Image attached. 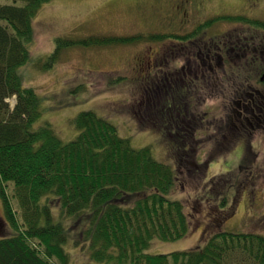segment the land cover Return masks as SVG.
I'll list each match as a JSON object with an SVG mask.
<instances>
[{"label": "trees", "instance_id": "1", "mask_svg": "<svg viewBox=\"0 0 264 264\" xmlns=\"http://www.w3.org/2000/svg\"><path fill=\"white\" fill-rule=\"evenodd\" d=\"M17 1H0V199L6 224L4 233L0 228V264H75L77 258L73 254L77 253L82 254L79 264H264V230L222 229L223 223L218 229L220 222L215 227L208 210L203 217L209 219L210 227L203 232L200 243L167 252L149 250L155 240H176L193 229L198 212L191 202L206 204L214 215H229L237 189L248 192L244 181L255 179L256 175L249 170L231 182L235 175L229 171L205 181L198 170V194L187 201L190 210L186 209L184 200L172 196L181 175L176 166L183 151L190 147L188 138L183 142V137H187L180 124L183 116L176 117V113L193 100L167 93L162 94L159 116L152 117V122L154 126L162 125L160 131L174 138V142L170 141L174 160L178 161L174 165L156 159L147 145L133 147L127 137L119 134L115 123L90 110L74 117L77 133L68 141L62 140L50 123L35 124L45 98L24 81L20 68L31 58L34 15L48 0H21L23 5H17ZM219 19L264 29L263 20L243 14L220 15L198 24L193 36ZM152 36L158 40L169 37L157 32ZM185 36L183 39L192 37V33ZM238 36L230 39L232 44L217 41L220 49H216V71L223 79L210 85L209 69L205 66L204 77L199 73V96L207 88L215 93L216 86L220 89L226 84L224 69L246 74L247 90L254 81L264 83L263 55L253 53L254 61L249 59L248 65H242L246 59L231 50L238 44ZM98 38L111 42L142 39L90 36L85 44L99 42ZM257 39L264 44V37L257 35ZM59 47L57 43L48 57L50 63ZM202 52L201 57L207 54V61L208 52ZM47 65L45 62V68ZM232 86L238 99L229 98L228 106L239 121L232 125L219 122L216 127L221 135L230 129H252L236 116L238 113L264 115V99L241 100V85H229L228 92ZM12 96L15 102L10 106L7 99ZM147 107L143 122L148 115L151 119L149 104ZM163 107L168 110L165 114L161 113ZM197 118L200 120L198 115ZM259 125L264 128V121ZM254 219L264 227V212Z\"/></svg>", "mask_w": 264, "mask_h": 264}, {"label": "rangeland", "instance_id": "2", "mask_svg": "<svg viewBox=\"0 0 264 264\" xmlns=\"http://www.w3.org/2000/svg\"><path fill=\"white\" fill-rule=\"evenodd\" d=\"M194 2L198 5V10L195 11L192 4ZM16 4L23 5V2L19 0ZM190 4L193 13L189 21L181 26L169 23L171 0H48L43 3L33 18L34 38L29 45L30 61L20 68L25 75L24 81L45 98L42 113L35 124L50 123L59 137L68 141L77 133L73 124L74 117L81 111L90 110L115 123L119 134L127 137L133 147L147 145L156 159L171 165L178 162L174 160L170 142H174V138L166 135L164 130L160 131L162 125L154 126L152 122V117L159 116L157 111L161 106L160 98L162 94L165 95L166 84L159 85L157 95L150 101V108L153 109L151 119L148 115L143 122L145 111H149L143 85L146 82L140 79L143 72L149 70L146 61L150 60L154 51H158L156 60L159 64L153 67L159 70L158 67L161 66L173 72L184 60L178 53L183 45L177 36L186 35L198 24L212 17L243 14L264 21V0H192ZM201 31L198 33L201 39L208 42L215 38L216 43L228 41L241 33L249 37L250 34L264 37L262 28L258 29L241 21L222 19L215 20ZM156 32L169 37L154 39L152 35ZM90 36H135L136 39H142L111 42L112 40L98 38L101 39L99 42L85 44L86 38ZM57 38L60 41L57 42ZM57 43L60 47L54 61L50 63L48 57L55 51ZM45 62L48 63L46 68ZM139 67L147 70L143 68L140 71ZM236 77L238 83L242 74ZM252 86L255 90L264 91V83L254 81ZM228 89V83L220 89L216 86L215 93L207 88L189 103L200 120L194 121L195 137L191 140L190 147L183 151L176 166L181 175L172 196L184 200L186 209L190 210L187 201L198 194L201 183L198 181V170H201L205 181L211 176L225 175L229 171L235 175L230 179L231 182L245 176L249 170L256 177L245 179L244 183L247 181V184L244 188L248 192L237 189L232 212L226 217H221L219 213L214 215V211L211 207L208 209L206 204L191 202L199 213L195 217L193 229L176 240H155L150 246L151 252L181 250L200 243L203 232L210 227L207 225L209 219L203 217L207 210L209 216L214 217L212 221L215 222V227L220 222L218 229L223 223L222 229L264 230L262 225L256 223L257 219H254L264 212V128L256 126L252 121L253 127L250 130L230 129L233 134L228 131L224 135L217 132L216 125L226 122L229 114V125L239 121L235 118L233 109L228 106L227 98L232 96L230 93L233 86L231 91L228 92ZM7 101L13 106L15 96ZM219 143L221 147L217 145ZM2 212L0 199V228L4 233L6 224L2 220ZM73 258H77L73 263L79 264L82 254H73Z\"/></svg>", "mask_w": 264, "mask_h": 264}, {"label": "flooded vegetation", "instance_id": "3", "mask_svg": "<svg viewBox=\"0 0 264 264\" xmlns=\"http://www.w3.org/2000/svg\"><path fill=\"white\" fill-rule=\"evenodd\" d=\"M190 1L192 0H171V12L169 13V23L170 24H185L187 21H189L190 15L193 13L191 9ZM198 4L200 3L197 2ZM193 4V10H198V5L196 2ZM195 6V7H194ZM194 30H190L186 33V35H189L192 33V37L185 38L182 35V38L180 42L183 45V48L178 49V53L181 54V56L184 58V60L181 62L180 66L176 67L175 70L169 71L166 68H163L161 66L158 67L159 70L155 69L153 66H158L159 62L156 60V54L159 53L158 51H154L152 56L150 57V60L146 61L147 66H149V70H147L145 67H139V70L142 71L144 68L147 71H144L142 74V77L140 76V79H144L146 83H144V91L146 95L147 104L149 106L151 105L150 101L154 96L157 95L156 92H158V88L160 84H166V87L164 88V93L175 95L178 98L185 99V100H194L195 98L199 97V73H202L201 76L205 74L204 67L207 66L209 69L208 73V81L209 84L212 85L216 82L218 79H223L220 77L219 73L216 71V49H220V47L217 45L214 39H210L208 42L201 39V37L197 35L193 36ZM240 36V37H239ZM237 37V45L234 47H231V50L238 53L239 56L243 57L244 62L241 61L242 65H248L249 59L251 61H254L252 54H260L263 55L264 53V44L260 42L257 39V34L252 35L250 34V37L247 34L241 33ZM242 36V37H241ZM259 36V35H258ZM186 37V36H185ZM204 41V43H203ZM232 44V42L229 40L227 41ZM202 43V45H201ZM236 43V42H235ZM186 51V53H185ZM206 51L208 52V60L205 61V54L201 57V52ZM155 54V55H154ZM261 59H264V56H261ZM221 65V64H220ZM151 69H154L152 71ZM225 77V82L229 85L234 84H240L242 88L241 93L239 95V98L241 100L243 99H251L252 97H256L257 99H264V91L255 90V88H251L247 90L246 88V82L244 80L245 76L240 77V82H236L237 75L232 70L226 71L225 69L222 70ZM158 73H160L158 75ZM246 73V72H245ZM178 74V75H177ZM163 82V83H162ZM232 96L229 97L238 99L237 93L232 92L230 93ZM228 99V98H227ZM152 110L150 109V112ZM168 110H166L164 107L161 110L162 114L167 113ZM253 111V110H252ZM181 117L180 124L181 129L186 130L185 134L187 137H183V142L188 138L187 144H191V140L195 137V123L197 118V114L195 113L194 109H190L188 104H185L184 108L179 107V110H177L176 117ZM237 117H240L241 120H243L245 123L248 122L249 126H252V121L255 122L256 126H260L259 124L262 123L264 115L262 113H259V116L255 113H247L246 114H240L238 113L236 115ZM228 120H231V115L229 114L227 116ZM242 121V123H243Z\"/></svg>", "mask_w": 264, "mask_h": 264}, {"label": "water", "instance_id": "4", "mask_svg": "<svg viewBox=\"0 0 264 264\" xmlns=\"http://www.w3.org/2000/svg\"><path fill=\"white\" fill-rule=\"evenodd\" d=\"M0 227H1V224H0Z\"/></svg>", "mask_w": 264, "mask_h": 264}]
</instances>
